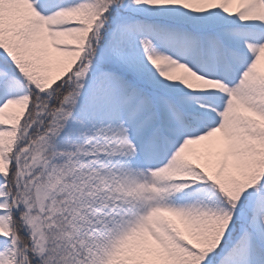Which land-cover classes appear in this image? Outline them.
I'll return each instance as SVG.
<instances>
[{"label":"snow or ice","instance_id":"1","mask_svg":"<svg viewBox=\"0 0 264 264\" xmlns=\"http://www.w3.org/2000/svg\"><path fill=\"white\" fill-rule=\"evenodd\" d=\"M0 264H264V0H0Z\"/></svg>","mask_w":264,"mask_h":264}]
</instances>
